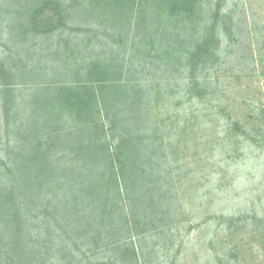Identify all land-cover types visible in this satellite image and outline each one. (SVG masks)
Masks as SVG:
<instances>
[{"label":"trees","instance_id":"16d2710c","mask_svg":"<svg viewBox=\"0 0 264 264\" xmlns=\"http://www.w3.org/2000/svg\"><path fill=\"white\" fill-rule=\"evenodd\" d=\"M222 2L206 20L203 0L12 1L17 8L2 0L0 15L10 18H1L6 35L0 28V40L8 48L28 35L61 37L75 29L66 21L73 15L71 23L77 22L80 11L99 21L103 13L108 23L129 11L128 21L145 34L148 16L167 13L169 21L180 19V33L177 40L173 32L167 35L173 45L156 62L160 69L180 64L188 78L180 92L203 100L214 92L198 74L216 70L223 57L219 36L233 40L235 18ZM63 42L58 58L46 62L21 50L13 58L9 48L10 54L6 49L0 55V264H142V242L164 221L155 212L157 199L165 203L168 197L164 138L154 137L150 152L145 141L161 125L150 116L145 125L149 108L142 105L141 83L116 79L124 65L95 50L77 51L83 61L65 60ZM151 44L163 48L159 41ZM74 238L70 258L83 246L92 254L68 260L66 244Z\"/></svg>","mask_w":264,"mask_h":264},{"label":"rangeland","instance_id":"374dc122","mask_svg":"<svg viewBox=\"0 0 264 264\" xmlns=\"http://www.w3.org/2000/svg\"><path fill=\"white\" fill-rule=\"evenodd\" d=\"M5 1L8 7L19 4ZM217 1L203 0L208 11L203 19L214 13ZM222 5L235 18V25H230L233 40L219 36L223 57L217 59L216 70L198 74L201 82L209 80V91L214 92L203 100H187L180 92L188 81L180 64L171 69L161 65L160 69L161 63L156 62L173 45L168 38L172 32L174 40L180 33V19L169 21L167 13L148 16L144 34L128 21L129 11L111 23L103 13L99 21L80 11L77 22L71 23L73 15L66 21L75 29H65L61 37L56 34L36 40L28 35L25 43L22 39L18 44L8 43L13 58L18 59L15 52L21 50L37 53L44 62L58 58L56 47L62 40L69 45L62 43L66 48L60 56L65 60L83 61L79 52L98 51L111 64L116 60L124 65L117 70L116 79L132 77L146 90L142 101L149 108L144 113L145 125L158 120L161 126L151 129L152 137L145 141L150 152L155 150L153 141L164 138L160 142L169 153L164 164L170 175H165V203L156 198L155 212L164 221L142 242V264H264V0H223ZM6 11L4 8L3 13ZM1 18L10 16L0 15V28ZM2 34L6 35V29L2 28ZM158 41L163 48L156 44L153 49L151 43ZM0 43L1 55L8 48L3 40ZM76 241L66 244L68 260L82 259L80 253L92 254L91 246H83V251L70 258Z\"/></svg>","mask_w":264,"mask_h":264}]
</instances>
